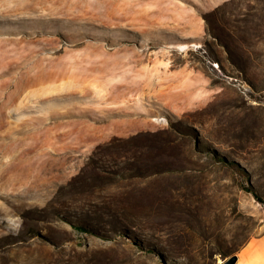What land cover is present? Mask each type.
<instances>
[{
  "label": "rangeland",
  "instance_id": "obj_1",
  "mask_svg": "<svg viewBox=\"0 0 264 264\" xmlns=\"http://www.w3.org/2000/svg\"><path fill=\"white\" fill-rule=\"evenodd\" d=\"M263 233L264 0H0V264H221Z\"/></svg>",
  "mask_w": 264,
  "mask_h": 264
},
{
  "label": "crops",
  "instance_id": "obj_2",
  "mask_svg": "<svg viewBox=\"0 0 264 264\" xmlns=\"http://www.w3.org/2000/svg\"><path fill=\"white\" fill-rule=\"evenodd\" d=\"M264 233L249 240L236 254L235 264H264Z\"/></svg>",
  "mask_w": 264,
  "mask_h": 264
},
{
  "label": "water",
  "instance_id": "obj_3",
  "mask_svg": "<svg viewBox=\"0 0 264 264\" xmlns=\"http://www.w3.org/2000/svg\"><path fill=\"white\" fill-rule=\"evenodd\" d=\"M236 258V254H231L226 259L222 260L221 264H235Z\"/></svg>",
  "mask_w": 264,
  "mask_h": 264
}]
</instances>
